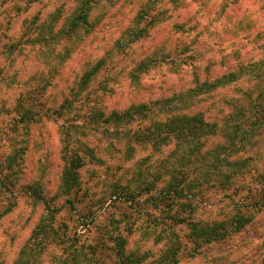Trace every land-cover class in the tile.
Segmentation results:
<instances>
[{"label": "rangeland", "instance_id": "obj_1", "mask_svg": "<svg viewBox=\"0 0 264 264\" xmlns=\"http://www.w3.org/2000/svg\"><path fill=\"white\" fill-rule=\"evenodd\" d=\"M145 1L129 0L125 5L118 4L119 9L111 8L104 22L111 21L113 14L120 20L117 27L110 29L104 25L93 33L72 36L67 35L68 22L80 0H0V264H64L67 258L81 259L89 245L99 243L108 249L117 235L125 237L127 254H145L138 264H163L160 256L168 247L170 237L180 243L177 264H264V128L245 144L238 139L236 147L230 146L225 125L207 138L203 151L220 153V174L199 191L198 200L195 199L198 208L194 216L188 217V211L184 212L186 208L177 199L167 205L168 210L163 209L166 205L158 199V193L170 179L169 171L178 165L180 151L174 140L153 146L132 137L135 131L142 133L145 122L136 120L117 126L114 121L106 123L104 115L93 116V102H88L89 97L102 110L121 111L132 104L170 96L194 85L192 77L180 78L176 72L167 71L163 64L146 75L145 81L150 84L145 90H133L128 71L155 44L163 45L164 36L158 34L153 42L149 37L127 53L116 56L110 73L118 75L119 80L110 84L112 89L100 90L88 98L74 91L75 81L80 80L91 64L114 49L119 30L128 25ZM221 1L203 4L199 0H183L177 8L170 6L172 19L168 20L166 29L172 30V24L179 20L188 30H172L169 48L176 50L182 44H189L191 51L204 57L202 64L208 58L211 64L231 47L230 40L221 43L219 37L222 14L229 27L232 18H242L244 24L256 23L254 29L243 31V36L248 34L253 39L258 29L264 31V0H239V3L230 0L225 10H220ZM58 7L61 10L51 16ZM44 20L45 26L38 28ZM62 25L64 30L60 32ZM102 37L104 41L100 40ZM240 40L246 43V39ZM73 46L77 48L69 55L67 51ZM251 55L260 57L264 52L257 49ZM235 60L230 58L226 63L232 65ZM185 68L190 69L191 65L185 64ZM211 68L210 77L223 70L220 63ZM49 71L54 77L40 94V84L44 82L40 78L47 77ZM61 75L63 80L58 79ZM256 81L246 75L236 86L217 91L214 99L221 102L228 99L234 106H246L251 96H255ZM66 99L73 101L72 109L60 114L57 109ZM211 101L209 98L196 106V110H210L206 113L208 120L216 119L219 114ZM226 104L219 105L224 108L222 115L231 109ZM33 107L41 109V114L24 121L23 127L18 125L19 113ZM222 123L221 120L219 126ZM68 131L79 152L90 147L102 159L86 158L79 171L81 185L70 194L60 188L67 165L63 138ZM225 156L227 160L223 159ZM151 181L154 184L148 188ZM116 187L122 198L115 195L108 198V193ZM37 192L51 206L62 207L61 210L49 216L45 203L34 196ZM69 198L75 201V208L67 203ZM240 209L252 218L246 227L196 248L189 226L180 220L183 215L188 220L192 217L222 220ZM92 218L94 221L90 222ZM176 219L179 221L173 226L175 234L165 232L164 224ZM101 254H104L99 256L102 264H118L113 251Z\"/></svg>", "mask_w": 264, "mask_h": 264}, {"label": "trees", "instance_id": "obj_2", "mask_svg": "<svg viewBox=\"0 0 264 264\" xmlns=\"http://www.w3.org/2000/svg\"><path fill=\"white\" fill-rule=\"evenodd\" d=\"M129 0H80L78 6L73 12V16L70 19L69 26L67 29V35L78 36L81 32L93 33L98 29L107 25L110 29L112 26L117 27L120 20L113 17L111 21L105 23L108 12L111 8H118L117 5L122 3L125 5ZM183 0H146L136 11L132 19L127 23L128 25L124 29H120V36L115 41L114 49L111 50L106 56H102L94 64L85 69L82 73L80 80L75 81L73 85L74 91L82 92L86 98L91 94H96L100 90L108 91L112 89L111 83L118 79V75L110 73L112 64L116 63V56L123 55L133 47L136 43H140L150 37V41L156 40L158 34L163 38V45H154L150 53L141 57L136 64L128 71V76L131 79V86L133 90L143 91L147 84L150 82L145 81L146 75L152 72L155 68L166 66L167 71L176 72V74L183 78L184 75L192 77L191 87L181 89L184 83L180 85L181 90L175 91L172 95H165L164 97H157L154 100L148 102H141L140 104H132L124 110H111L110 112L103 110L98 105H95V99L89 97L88 102H93V116L104 115V121L111 123L114 121L117 126L124 123H133L138 120L139 122H145L146 125L139 135L135 131L132 135L137 141L150 142L153 146H160L163 142L168 143L170 140H174L176 148L180 151L178 165H176L170 172V179L166 181L164 187L158 193V199L166 205L168 210V204L172 200L177 199L178 202L186 208L188 211V217L195 214L198 205L195 204V199L198 200L199 191L202 192L204 185L210 183L216 176L220 174L221 157L220 153L213 150L203 151L206 145V141L212 135L217 134L218 130L223 128L225 125L226 135L230 137V146L236 147V142L239 139L242 144L248 140H251L255 133L259 132V129L264 128V55L256 57L251 55L254 50L261 49L264 52V31L258 29L252 39L248 34L243 36V31H248L249 28L254 29L256 23L250 24V22L244 24V19H233L232 24L229 27L224 23L225 15L222 14V28L219 30V37L221 43L226 40H230V49L226 52H222L218 59L208 58L207 63L202 64L204 57H201L199 53L191 51V45L182 44L177 47L176 50L169 48L168 43L170 42L173 31L186 32L188 29L184 22L175 21L172 24V30L166 29L168 27V20L171 18L169 12L170 6L177 8ZM201 3L204 2H216V0H199ZM220 3V10L226 8L230 3V0H222ZM235 3H239V0H234ZM119 9V8H118ZM61 10L60 7L56 8L51 16H55L56 12ZM220 14V11H219ZM221 15V14H220ZM117 16V15H116ZM177 18H181L179 14ZM34 17L33 20H35ZM122 21L124 19H121ZM31 21V20H30ZM29 21V22H30ZM45 21H41L38 24L39 27L45 26ZM28 22V23H29ZM243 26V27H242ZM241 27V29H239ZM64 30V25L60 28V32ZM116 32L115 29H112ZM166 31V35L163 34ZM246 39V43L240 39ZM99 39V38H98ZM100 40L104 41L102 37ZM262 40V42H259ZM75 47V48H74ZM77 47L73 46L67 52L70 55ZM180 48V49H178ZM191 51L190 53H188ZM230 58H236L234 64L229 65L226 63ZM201 63H199V62ZM217 63L222 64V71L220 74H216L214 77H210L211 65ZM186 65H191L190 69L185 68ZM205 72L201 75V72ZM58 71H56L57 73ZM102 75L101 78L98 76ZM246 75L256 78V90L255 96H251L246 106L233 105L228 99L215 100L214 96L220 89H227L230 86H236L242 81ZM47 77L41 76L40 80L43 82L40 84L38 93L42 94L45 92L46 85L51 83V79L54 77L49 71L46 74ZM64 76L61 75L59 80H63ZM72 87H70V90ZM90 89V90H89ZM212 99V107L219 112L216 119L208 120L206 113L210 112L208 109H197L199 105H203L207 99ZM37 99V98H36ZM35 99V100H36ZM223 100V99H222ZM37 101V100H36ZM35 101V103H37ZM229 105L230 110L224 115V108H219V105ZM73 101L66 99L64 103L60 105L57 112L62 114L65 111L72 109ZM210 105V106H211ZM206 107V106H205ZM56 110V109H55ZM195 110V111H194ZM193 111L194 113L189 114L188 112ZM217 112V113H218ZM41 114V109L33 107L26 111L19 113L17 118V124L23 127L24 121H30L35 118L36 115ZM229 116L232 119L229 120ZM148 119V121L146 120ZM145 120V121H144ZM222 120V126H219V122ZM87 127V126H86ZM63 138V151L67 154L64 156L66 160V168L64 169L61 176L60 188L63 192L70 194L74 189L77 191L81 185L80 168L86 163V158L90 160L101 161L99 156L94 153L93 148H87L83 153L78 151V144L75 143L69 134ZM130 137V138H132ZM81 145V144H79ZM230 147V149H231ZM72 150V151H71ZM71 151V152H70ZM227 156V155H226ZM226 156L223 158L225 159ZM228 158V156H227ZM227 160V159H225ZM8 161V159H7ZM228 164V163H227ZM6 165V164H5ZM160 175V173H159ZM228 178V174L225 175ZM263 179H264V175ZM222 182V179H221ZM148 188L154 184L151 181ZM264 192V184L262 186ZM73 193V192H72ZM108 198L118 196L122 198V194L117 187L108 193ZM34 196L42 200L49 216L53 217L56 212L60 211L62 207L57 208L49 204V201L41 192L34 193ZM124 199L130 201V198L125 196ZM165 199L168 202H165ZM166 200V201H167ZM67 203L75 208V201L72 198L67 199ZM170 215V214H169ZM251 217L242 213V209L238 210L237 213L230 217H226L222 220H211L205 221L204 219L194 218L188 220L183 215L180 220L186 222L190 228V238L195 244V248L200 246L202 243H211L227 238L235 233L240 232L246 227ZM94 219H90L93 222ZM179 219L174 220L171 223H165L163 230L165 232L171 231L175 234L173 226L176 225ZM176 236V235H173ZM111 238V237H110ZM170 241L167 244L166 250L162 253L161 262L163 264H177L178 252L180 251V243H176V238L170 237ZM114 244L110 245L108 249L102 245L94 244L89 245L88 252L81 256V259L77 257L76 260H69L67 258L64 264H102L101 254L103 251L113 253L117 256L118 264H138L142 260L145 254L133 256L126 253V239L122 235H117L113 239ZM105 249V250H104ZM78 255V254H77ZM100 256V257H99ZM149 264V263H148ZM155 264V263H150Z\"/></svg>", "mask_w": 264, "mask_h": 264}]
</instances>
